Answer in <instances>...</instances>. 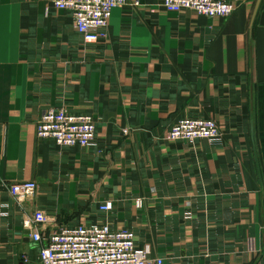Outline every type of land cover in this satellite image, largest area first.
Masks as SVG:
<instances>
[{"label":"crops","instance_id":"1","mask_svg":"<svg viewBox=\"0 0 264 264\" xmlns=\"http://www.w3.org/2000/svg\"><path fill=\"white\" fill-rule=\"evenodd\" d=\"M129 1L87 43L52 0H0V264L38 261L37 209L43 236L109 224L164 264H264V0L228 17ZM51 107L92 114L94 145L38 137ZM185 117L222 140H167ZM22 181L33 197L11 195Z\"/></svg>","mask_w":264,"mask_h":264},{"label":"built area","instance_id":"2","mask_svg":"<svg viewBox=\"0 0 264 264\" xmlns=\"http://www.w3.org/2000/svg\"><path fill=\"white\" fill-rule=\"evenodd\" d=\"M129 3V0H52V7L71 12L74 25L85 42L95 43L103 37L113 11ZM163 7L171 12L190 9L208 17H228L237 8L226 0H163ZM37 135L53 140L59 147H89L96 140V123L92 114L51 107L40 115ZM166 138L190 142L205 139L217 143L222 135L213 119L185 117L171 126ZM36 190L35 181L15 182L9 186L11 195L19 200L33 197ZM112 208L110 200L100 207L103 211ZM32 221L33 241L44 243L38 261L32 262L24 254V264H164L162 257L151 256L148 248L138 245L135 233L128 228L112 229L109 224L82 223L63 225L43 236L38 225L48 222L45 212L35 210Z\"/></svg>","mask_w":264,"mask_h":264},{"label":"water","instance_id":"3","mask_svg":"<svg viewBox=\"0 0 264 264\" xmlns=\"http://www.w3.org/2000/svg\"><path fill=\"white\" fill-rule=\"evenodd\" d=\"M260 1H261V0H258V2H257L256 11H257V8L259 7Z\"/></svg>","mask_w":264,"mask_h":264}]
</instances>
